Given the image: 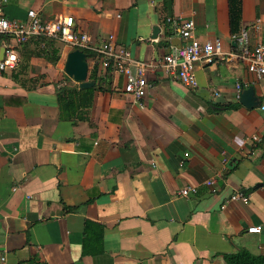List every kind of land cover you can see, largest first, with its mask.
Listing matches in <instances>:
<instances>
[{
    "label": "crops",
    "instance_id": "0c3cea01",
    "mask_svg": "<svg viewBox=\"0 0 264 264\" xmlns=\"http://www.w3.org/2000/svg\"><path fill=\"white\" fill-rule=\"evenodd\" d=\"M32 9L45 22L73 17L96 47L113 36L150 65L149 89L137 101L123 77L88 59L89 74L110 75L111 84L95 92L83 121H68L55 84L71 48L63 44L54 66L31 56L33 41L15 45L18 67L0 79V264H226L224 255L241 250L264 256V79L244 63L216 59L197 63L191 88L162 67L181 47L171 17L193 19L195 35L221 40L226 58L235 51L229 0H6L3 8L18 21ZM242 30L252 47L264 43V0H242ZM238 84L253 87L261 106L241 105ZM212 178L215 193L203 184ZM190 187L197 192L181 196ZM239 192L249 201L231 200Z\"/></svg>",
    "mask_w": 264,
    "mask_h": 264
},
{
    "label": "built area",
    "instance_id": "2783aa9c",
    "mask_svg": "<svg viewBox=\"0 0 264 264\" xmlns=\"http://www.w3.org/2000/svg\"><path fill=\"white\" fill-rule=\"evenodd\" d=\"M0 0V79L7 72H13L19 64V56L15 45H24L36 37H50L58 39L71 50H81L89 53V59L94 60V65L111 71L125 79L124 92L139 101L146 97L149 82L146 73L150 65L146 62L135 60L128 49L117 46L113 36L104 41L100 46L92 44L88 34L78 33L75 29L73 17L61 16L54 21L45 22L41 19L36 10H29L26 21L10 19L4 12V3ZM173 32L179 35L184 41L182 47H173L171 52L163 58L162 67L174 79L183 85L191 88L197 87L196 65L197 63H214L216 59L230 62L236 60L244 63L250 74L256 81L264 79V43L252 47L250 44L249 32L242 30L236 35H232L233 42L236 43L235 51L226 54L223 51V43L217 39L214 42H202L195 35V21L182 17H171L167 19ZM87 53V54H88ZM244 86L237 85V98ZM264 111V105L261 106ZM254 140H259L254 137ZM188 157V154L185 155ZM185 161H181L180 166ZM229 161L223 159V167L226 170ZM211 193H215V179H208L203 183ZM196 188H187L181 191V196L187 197L195 194ZM231 200L249 201V196L243 193H236ZM261 227H250V233H260Z\"/></svg>",
    "mask_w": 264,
    "mask_h": 264
},
{
    "label": "trees",
    "instance_id": "16d2710c",
    "mask_svg": "<svg viewBox=\"0 0 264 264\" xmlns=\"http://www.w3.org/2000/svg\"><path fill=\"white\" fill-rule=\"evenodd\" d=\"M164 1L167 6V0ZM229 14L231 34L236 35L240 33L242 28V0H229ZM31 41L34 42L36 47V51L31 52V56L44 58L54 66L60 62L64 43L58 39L42 36L33 38ZM88 55L90 54L88 53ZM89 79L96 82L97 85L86 90L80 89V86L66 75H64L62 81L55 84L60 117L62 119L83 121L85 119L84 116L88 114L93 106L95 92L98 90L105 91L106 86L111 84L110 75L101 78L95 69L89 74ZM63 83L66 85H63ZM237 107L231 106L229 108L236 109ZM223 259L226 264H264V256H255L246 250L224 255Z\"/></svg>",
    "mask_w": 264,
    "mask_h": 264
},
{
    "label": "water",
    "instance_id": "95a60500",
    "mask_svg": "<svg viewBox=\"0 0 264 264\" xmlns=\"http://www.w3.org/2000/svg\"><path fill=\"white\" fill-rule=\"evenodd\" d=\"M160 33L159 27L154 28L152 39L158 38ZM236 46V43L234 42ZM183 42L181 41V47ZM89 55L81 50H73L67 55V59L64 66L65 74L71 78L76 84L80 86V89L86 90L91 89L97 85L89 79ZM240 104L247 109H254L261 106V101L255 94V89L249 87L248 89H243L240 94Z\"/></svg>",
    "mask_w": 264,
    "mask_h": 264
},
{
    "label": "rangeland",
    "instance_id": "374dc122",
    "mask_svg": "<svg viewBox=\"0 0 264 264\" xmlns=\"http://www.w3.org/2000/svg\"><path fill=\"white\" fill-rule=\"evenodd\" d=\"M71 51H72V50H71ZM74 83H75V82H74ZM63 85H66V84L63 83Z\"/></svg>",
    "mask_w": 264,
    "mask_h": 264
}]
</instances>
